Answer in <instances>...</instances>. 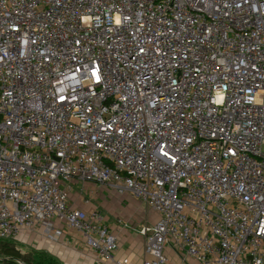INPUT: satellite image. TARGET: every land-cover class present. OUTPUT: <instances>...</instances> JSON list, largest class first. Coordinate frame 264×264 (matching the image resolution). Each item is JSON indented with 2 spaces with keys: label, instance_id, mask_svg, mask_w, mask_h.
<instances>
[{
  "label": "built area",
  "instance_id": "1",
  "mask_svg": "<svg viewBox=\"0 0 264 264\" xmlns=\"http://www.w3.org/2000/svg\"><path fill=\"white\" fill-rule=\"evenodd\" d=\"M73 184L157 216L143 264H264V0H0V241L111 261Z\"/></svg>",
  "mask_w": 264,
  "mask_h": 264
},
{
  "label": "crops",
  "instance_id": "2",
  "mask_svg": "<svg viewBox=\"0 0 264 264\" xmlns=\"http://www.w3.org/2000/svg\"><path fill=\"white\" fill-rule=\"evenodd\" d=\"M78 185V184H75ZM93 193L83 191L73 192L75 200L70 204L79 209L101 212L105 224L118 237L119 249L108 262H103L85 243L83 237L74 231L63 227V233L57 241H49L41 229L32 234H24L16 244L25 252H40L52 257L53 264H143L146 256L140 229L145 225H152L158 219L148 211L138 200L130 195H118L108 189H97L87 185ZM86 193V194H85ZM71 196V194H70ZM118 220H123L119 224ZM165 255L168 264H199L197 261L185 257L182 250L168 246Z\"/></svg>",
  "mask_w": 264,
  "mask_h": 264
},
{
  "label": "trees",
  "instance_id": "3",
  "mask_svg": "<svg viewBox=\"0 0 264 264\" xmlns=\"http://www.w3.org/2000/svg\"><path fill=\"white\" fill-rule=\"evenodd\" d=\"M0 256L6 264H53L52 257L40 252H23L14 242L0 241Z\"/></svg>",
  "mask_w": 264,
  "mask_h": 264
},
{
  "label": "rangeland",
  "instance_id": "4",
  "mask_svg": "<svg viewBox=\"0 0 264 264\" xmlns=\"http://www.w3.org/2000/svg\"><path fill=\"white\" fill-rule=\"evenodd\" d=\"M71 186V189H72V191L73 192H77V191H80L82 194H83V191L84 192H86L87 194H89V193H93L94 191H93V188H91L90 190L88 189L89 187H91V186H87V185H75V184H73V185H70ZM73 192H71V196H70V199L71 200H75V196H73ZM85 193V194H86ZM123 220H118V223L119 224H123ZM23 250V249H22ZM23 252H25L24 250H23ZM29 252H31L32 254H33V252L32 251H29ZM28 252V253H29ZM4 259H3V257L2 256H0V264H6L4 261H3Z\"/></svg>",
  "mask_w": 264,
  "mask_h": 264
}]
</instances>
